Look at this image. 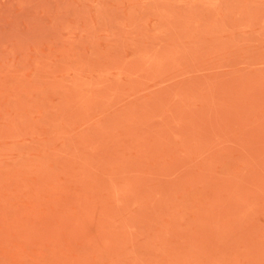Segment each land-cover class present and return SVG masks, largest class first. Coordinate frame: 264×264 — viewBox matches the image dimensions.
I'll return each mask as SVG.
<instances>
[{"label":"rangeland","instance_id":"obj_1","mask_svg":"<svg viewBox=\"0 0 264 264\" xmlns=\"http://www.w3.org/2000/svg\"><path fill=\"white\" fill-rule=\"evenodd\" d=\"M0 264H264V0H0Z\"/></svg>","mask_w":264,"mask_h":264}]
</instances>
